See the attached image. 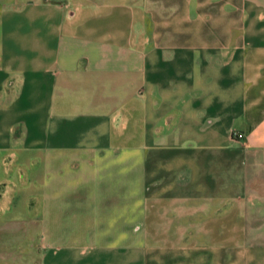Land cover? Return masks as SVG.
<instances>
[{
  "label": "crops",
  "instance_id": "0c3cea01",
  "mask_svg": "<svg viewBox=\"0 0 264 264\" xmlns=\"http://www.w3.org/2000/svg\"><path fill=\"white\" fill-rule=\"evenodd\" d=\"M0 264H264V0H0Z\"/></svg>",
  "mask_w": 264,
  "mask_h": 264
},
{
  "label": "built area",
  "instance_id": "2783aa9c",
  "mask_svg": "<svg viewBox=\"0 0 264 264\" xmlns=\"http://www.w3.org/2000/svg\"><path fill=\"white\" fill-rule=\"evenodd\" d=\"M234 136H235L237 139H241V138H242V135H240V134H234Z\"/></svg>",
  "mask_w": 264,
  "mask_h": 264
}]
</instances>
